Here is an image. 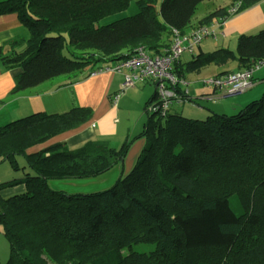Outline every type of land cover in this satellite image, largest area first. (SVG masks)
Returning a JSON list of instances; mask_svg holds the SVG:
<instances>
[{"label":"trees","instance_id":"trees-1","mask_svg":"<svg viewBox=\"0 0 264 264\" xmlns=\"http://www.w3.org/2000/svg\"><path fill=\"white\" fill-rule=\"evenodd\" d=\"M132 1L0 0V14H17L28 31L9 39L8 51L0 46V64L22 69L15 91L87 66L91 74L141 46L161 53L173 29L188 33L203 0H162L159 9L157 0H137L136 13L99 23ZM259 1L232 0L196 26L222 22ZM233 60L239 69L264 60V28L240 34L235 51L193 54L185 68L176 64V72L185 78V72ZM155 104L156 88L145 105L141 135L147 143L133 169L90 193H67L50 181L111 170L124 159L129 141L120 147L95 139L77 148L57 142L27 149L86 123L92 106L37 112L0 126V162L22 155L29 168L0 183V230L9 245L4 264H264V92L235 114L211 112L203 119L174 107L161 115L149 110ZM18 185L24 189L2 193ZM139 243L154 247L134 249Z\"/></svg>","mask_w":264,"mask_h":264},{"label":"crops","instance_id":"crops-1","mask_svg":"<svg viewBox=\"0 0 264 264\" xmlns=\"http://www.w3.org/2000/svg\"><path fill=\"white\" fill-rule=\"evenodd\" d=\"M206 1L211 0H203L197 5L191 19V27L186 31L189 32L193 28L198 27L196 25L213 10L230 6L232 0H213L211 1L212 5H205ZM200 7H203V9L199 13ZM200 26L207 27L210 33L203 37L193 52L185 50L180 62L183 65L182 68H185L186 63L192 59L193 54L200 51L211 52L218 48L234 50L240 34L256 33L263 29L264 0H260L252 6L232 14L222 22L215 20V22ZM16 35L28 36V31L20 22L17 14H0V46L4 45V51L10 49L8 41ZM239 68L238 63L233 60L222 64L211 63L198 71L185 72L188 94L193 100L191 102L193 107L198 106V111H201L203 115L211 112L235 114L250 101L260 98L264 92V66L254 73L255 84L257 83L255 86L257 88L252 95L247 97L244 96V92L231 98H223L219 92L216 93L212 87L205 85L203 82L210 76L224 71L238 70ZM21 70L20 67L6 69L0 64V126L37 112L63 113L75 106H92L94 109L89 121L77 128L57 134L45 142L29 147L27 149L28 153L44 149L57 142H65L69 147L73 148L76 145L82 146L81 144L88 140L105 138L109 141V136L111 140L119 139L117 143H113L115 145L109 141L114 147H120L126 141L130 142V147L124 159L111 170L93 178L51 180L50 185L54 189L67 193H90L103 190L112 186L120 177L133 169L147 141L145 143L146 136L141 135L142 132L140 135H134L135 129L139 125L138 122L136 123L135 121L134 130H131L130 125L127 129L120 125L119 114L122 113V109L117 104H122L123 106H129L131 102L136 104V95L133 93L135 89L133 91L126 89L116 99V94L120 93L119 91L121 90L122 76L105 71L92 75L90 74L93 70L92 67L87 66L44 81L36 86L15 91L16 76ZM147 98L144 99L143 97L141 100L145 105L151 97ZM203 100L208 102L215 101L214 108L200 105L199 102ZM207 104L209 105V103ZM217 104L219 107H217ZM140 105L141 103H139L138 107ZM142 127L145 128V121H143ZM120 142H122L121 145L119 144ZM116 144L118 145L116 146ZM23 189V185H18L17 187L4 189L2 193L9 195Z\"/></svg>","mask_w":264,"mask_h":264},{"label":"built area","instance_id":"built-area-1","mask_svg":"<svg viewBox=\"0 0 264 264\" xmlns=\"http://www.w3.org/2000/svg\"><path fill=\"white\" fill-rule=\"evenodd\" d=\"M231 11L235 12L236 7ZM207 33H210V30L205 26H198L188 33L173 29V40L163 52L151 54L141 46L131 57L112 65H105L91 74L103 71L113 74L121 73L125 77L122 89L153 82L158 91V104L150 105L149 110H158L161 115H165L175 103L184 105L191 101L188 94V83L185 78L178 76L176 64L181 61L185 50L193 52ZM262 66H264V60L256 62L249 68L210 76L203 82L212 87L216 93L219 92L221 97L231 98L246 92L255 85L254 73ZM119 96L120 93L116 94V99Z\"/></svg>","mask_w":264,"mask_h":264},{"label":"rangeland","instance_id":"rangeland-1","mask_svg":"<svg viewBox=\"0 0 264 264\" xmlns=\"http://www.w3.org/2000/svg\"><path fill=\"white\" fill-rule=\"evenodd\" d=\"M136 1L137 0H133L131 2V4L129 5V7L124 9L123 11L105 16L99 23L106 24V23H109V22H111L115 19H118L120 17L136 13L138 11V6H137ZM211 1H213V0H211ZM211 1H206L204 4L205 5H212ZM214 1H219V0H214ZM161 2H162V0H157V2H156V6L158 9L160 8ZM202 9H203V7H200L199 13L202 11ZM236 47H237V44H236ZM234 50H236V49H234ZM187 56H189V54H187ZM260 69H258V70H260ZM206 70H208V69H206ZM109 73L113 74L111 72H109ZM114 74H119L120 76H122V79H123L122 83H121V90L119 91L120 95L126 89H129L132 91H133V89H135V92H133V93L136 95V104L132 103V102L130 103L129 106H123L122 104H120V105L117 104V106H119V108L122 109V113L119 114L120 120H121L120 125L122 127H125V129H127V127H129V125H130L131 130H134V123L136 121V123L138 122L139 125L135 129L134 135L135 136L140 135V133L144 131V128L142 127L143 121H145V123L148 121V115H147V113L145 111V107H144L145 104H144V102H141V100L143 99V97H144V99L147 98V95H148V98H150L152 96V94L154 93V86L155 85L153 82H146V83L138 84L137 87L136 86H133V87L130 86V87H127L125 89H122V84L125 81L124 75L121 73H114ZM255 85L251 89L247 90L244 93V96L247 97L248 95H252L257 88V86H255ZM191 90H192V88H191ZM139 100H140V102H139ZM217 102H222V101H217ZM139 103H141L140 107H138ZM207 103H209V105ZM214 103H215V101L208 102L205 100H203L202 102H199V104L202 106L204 105L205 107H212V108H214ZM217 107H219L218 104H217ZM174 108L177 109L179 112H181L182 115H184L186 117H190V118L203 119V118L207 117V115H209V114L203 115V113L201 111H198L199 107L198 106L193 107V104H191V102L185 103L184 105L175 103ZM139 120H141V121L139 122ZM142 129H143V131H142ZM135 136H133V137H135ZM142 138H144V137H142ZM100 140H106V139L101 138ZM108 140L110 142H112V144H113V143H117V141L119 139L111 140V138L109 136ZM146 141H147V139H145V143H146ZM84 143L85 142H83L81 145H83ZM121 143L122 142H120L119 144L121 145ZM113 145H115V144H113ZM117 145L118 144H116V146ZM79 146L80 145H76L73 148H77ZM15 165L18 168H15ZM26 169H29V168H28V165L26 163L24 156H22V155H18L16 157L14 163L10 162L9 160H5V161L0 162V183L8 181L14 177L21 176ZM153 247H154L153 244H145V243H139V244L133 246L134 249L139 250V251L150 250ZM123 251L126 253L129 251V248H125ZM8 255H9V245H8V242H7L4 234L0 230V264H4L7 261Z\"/></svg>","mask_w":264,"mask_h":264}]
</instances>
